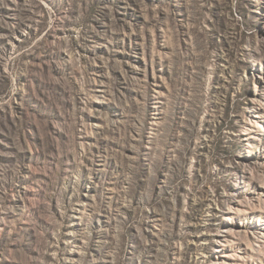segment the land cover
Segmentation results:
<instances>
[{"label":"rangeland","instance_id":"374dc122","mask_svg":"<svg viewBox=\"0 0 264 264\" xmlns=\"http://www.w3.org/2000/svg\"><path fill=\"white\" fill-rule=\"evenodd\" d=\"M0 264H264V0H0Z\"/></svg>","mask_w":264,"mask_h":264}]
</instances>
